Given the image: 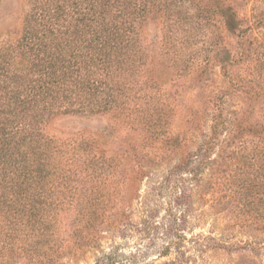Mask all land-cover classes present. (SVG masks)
Returning a JSON list of instances; mask_svg holds the SVG:
<instances>
[{
  "label": "trees",
  "instance_id": "obj_1",
  "mask_svg": "<svg viewBox=\"0 0 264 264\" xmlns=\"http://www.w3.org/2000/svg\"><path fill=\"white\" fill-rule=\"evenodd\" d=\"M25 2L19 37L0 44V191L7 206L37 215L44 241L62 223L59 214L73 206L75 219L95 224L109 203L104 184L110 176L122 187L144 175L134 167L145 155L133 135L116 141L117 161L111 166L97 150L104 128L60 138L46 126L58 115L111 114L116 124L133 130L160 111L163 103L151 104L154 94L142 87H153L156 76L140 79L149 56L141 29L152 20L164 27L167 68L181 71L178 75L188 70L200 85L211 82L215 72L227 82L214 96L210 130L201 132L193 158L201 166H225L217 167L220 173L228 166H258L257 180H242L264 195V0ZM168 26L172 34H166ZM235 93L243 107L230 121L223 103ZM199 111L192 109L188 128L171 133L162 148L189 151L184 139L186 132L200 130ZM249 141H256L253 147H247ZM215 147L217 157L210 160ZM237 159L240 163L232 161ZM126 164L133 165L130 174ZM127 198L123 191L121 200ZM252 203L243 204V214L255 210ZM261 203L264 207V199ZM110 215L113 220L117 213Z\"/></svg>",
  "mask_w": 264,
  "mask_h": 264
},
{
  "label": "rangeland",
  "instance_id": "obj_2",
  "mask_svg": "<svg viewBox=\"0 0 264 264\" xmlns=\"http://www.w3.org/2000/svg\"><path fill=\"white\" fill-rule=\"evenodd\" d=\"M25 1L0 0V44L19 37ZM163 28L161 22L152 20L141 29L149 56L140 79L157 78L153 87H142L154 94L151 104L163 103L160 111L155 109L148 116V122H136L132 130L130 125L116 124L111 114L58 115L46 126L49 134L60 138L86 136L104 128L97 150L111 166L117 161L116 141L131 134L145 155L134 167L144 175L127 180L122 187L110 176L104 184V200L109 203L103 216L85 226L75 219L73 206L67 214H59L62 223L48 231L46 241L37 215L28 216L20 206H7L1 190L0 264H264L263 191L256 186L247 189L248 181L244 184L242 180V176L257 180L261 169L228 166V171L220 173L217 167L225 166H201L192 155L201 132L205 135L210 130L214 96L227 82L215 72L211 82L200 85L190 80L188 70L178 75L181 71L167 68L170 61L165 60L166 44L161 42ZM166 32L172 34V27ZM242 107L238 93L223 103L229 120ZM192 109H200L202 126L195 133L186 132L184 143L189 151L183 149L179 154L162 148L171 133L188 128ZM255 142L249 141L247 147ZM216 152L217 147L208 154L210 160L217 157ZM232 161L240 163L239 159ZM131 166L126 164L127 174ZM123 191L129 196L126 200H121ZM249 200L253 201L249 206L256 208L243 214L242 206ZM111 213H117L113 220ZM76 228L75 236L69 235Z\"/></svg>",
  "mask_w": 264,
  "mask_h": 264
}]
</instances>
